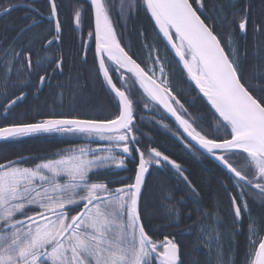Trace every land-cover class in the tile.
I'll use <instances>...</instances> for the list:
<instances>
[{
	"label": "snow or ice",
	"instance_id": "6c2138e0",
	"mask_svg": "<svg viewBox=\"0 0 264 264\" xmlns=\"http://www.w3.org/2000/svg\"><path fill=\"white\" fill-rule=\"evenodd\" d=\"M87 3L94 17L88 36L95 56L94 70L84 72L100 81L115 111L105 118L85 119L33 106L41 117L33 122L12 119L20 102L30 94L39 100L45 86L57 89L61 104L68 89L72 101L83 96L82 81L88 77L66 61L57 0H47V15L34 6L35 0L0 4V19L24 8L27 21L10 37L0 34V119L11 121L0 125V141L11 144L42 134L72 133L105 142L97 149L62 148L31 165L25 156L0 162V264H264V218L253 216L248 203L252 198L264 207V19L254 20L252 4L240 0ZM114 7L122 20L142 7L165 44V54L138 29L146 54L138 62L130 54L131 44L121 42ZM82 13L77 5L74 30H80ZM237 30L243 37L249 30L253 33L251 60L240 47ZM168 53L184 83L194 85L209 106L208 127L202 115L190 112L181 101L186 93L171 79ZM80 63L87 64L86 51ZM58 76L64 82L53 85ZM138 105L151 113L149 124L171 131L165 123L171 119L178 126L172 134L190 154L213 159L228 174L233 186L228 195L230 225L218 208L201 204L198 188L180 163L157 147L141 150L146 133L137 123ZM133 160L132 176L98 178L117 175L114 169L127 170ZM156 170H170L185 185L184 191L162 182L158 195L152 196L149 178ZM189 202L192 211H187ZM185 215L192 222L191 245L178 239ZM153 218L163 222L154 224ZM245 219L241 256L236 237ZM201 248L203 260L197 255Z\"/></svg>",
	"mask_w": 264,
	"mask_h": 264
},
{
	"label": "trees",
	"instance_id": "16d2710c",
	"mask_svg": "<svg viewBox=\"0 0 264 264\" xmlns=\"http://www.w3.org/2000/svg\"><path fill=\"white\" fill-rule=\"evenodd\" d=\"M118 1V0H114ZM6 0H0V4L5 3ZM14 3H32L33 0H13ZM250 2L253 6V18L256 21L264 19V3L262 0H240L241 4ZM60 6V19L63 28V52L66 57V61L69 67L73 68V71L79 70L84 76L88 77L82 81L86 85L83 90L82 97H76L70 101L68 97V89H65V97L63 104L56 98L57 89L53 86L49 88L45 86L40 93L39 100L34 99L30 94L28 98L20 102L15 107L13 120L20 121L24 119L27 122H33L40 119L37 115L36 110L33 106H36L40 111L48 113L55 111V113H72L78 115L81 118H105L110 116L115 111V106L110 100L109 96L105 93L101 83L95 76H90L88 72H84V68L89 71L94 70V47L87 51V64L81 65L80 58L85 51V47L88 44V40H81L78 31L74 30L73 12L77 5H81L84 11L85 26L84 33L88 34L89 29H92V18L91 8L87 3V0H57ZM35 7L40 8L47 15V0H35ZM26 9L18 8L16 11L11 13L10 17H4L0 19V34H6L9 37L14 34V29L22 24L26 23L23 18L25 16ZM119 16V15H118ZM117 18V17H116ZM89 22V23H88ZM124 23V24H123ZM153 21L149 15L145 13L141 7L134 16L127 18L122 22L121 28V40L123 43L131 44L130 54L134 55V58L138 59V62H143L146 58L145 50L141 47V42L137 38V30L142 29L148 40L154 42L156 48L163 55L165 54V44L157 37L156 31L153 27ZM85 35V36H86ZM237 37L240 38L241 49L246 48L249 59L253 57L255 51L254 38L251 30L248 31L246 37H243L237 30ZM260 55H264V51L260 52ZM168 60L172 63V75L171 79L180 84V87L186 93L181 96L180 99L189 108L190 112L199 113L204 117L205 127H208L212 123V114L209 110V106L203 99L197 95L198 89H195L194 85L190 88L188 84L184 83L181 75V70L176 66L175 59L171 53H168ZM143 66V63H142ZM67 71V70H66ZM115 79V75H114ZM57 81L64 82V77L58 76L56 80L52 82L53 85ZM35 82V78H33ZM31 93V89H26ZM134 99L138 97L134 96ZM195 99V104H191V101ZM138 119L137 123H142L143 131L146 133L145 136L141 137V143L139 147L144 150L149 147H157L163 151L166 155H169L171 159L176 160L180 163L187 171L185 175L192 181L198 188L201 197V204L211 209L216 207L220 210L221 215L224 217L225 222L230 225V203L228 200L229 192L233 191L232 180L229 179L228 174L219 167L211 158L190 154L181 144V142L172 134L176 131L177 127L171 119L166 120L165 123L170 125L171 131L160 128L155 124L154 126L149 124L148 117L150 113H146L142 105L137 106ZM140 117L144 120L141 122ZM9 120L0 119V125L10 123ZM87 143L94 145H103L105 142L98 141L95 137L88 138L81 134L72 133H53V134H42L32 137L24 138L21 141L7 144L0 141V162L5 159H16L20 156L28 157V164H34L38 162L37 158H51L54 154L62 148L75 147V146H86ZM102 143V144H101ZM117 175L102 174L99 179L117 180L133 175V172H124L121 169H114ZM162 182H166L167 186L172 190L182 193L185 189V185L182 182H178L177 179L172 175L170 170H156L152 172L149 178V189L152 196L158 195V190ZM119 186V185H115ZM149 203H153L152 199H149ZM249 206L252 214L255 217L264 218V207L254 201L252 198L248 199ZM187 211H192L191 202H189ZM75 214V213H72ZM193 218H195V212H193ZM185 223L179 229L178 239L185 245H191L194 240V235L189 231V225L191 221L187 220V216L184 217ZM163 221L153 218L154 224L162 223ZM247 220L242 226L241 231L237 235L238 241V252L242 256L245 250L246 244V228ZM204 249L201 248L200 252L197 253L201 260Z\"/></svg>",
	"mask_w": 264,
	"mask_h": 264
},
{
	"label": "flooded vegetation",
	"instance_id": "af4514ba",
	"mask_svg": "<svg viewBox=\"0 0 264 264\" xmlns=\"http://www.w3.org/2000/svg\"><path fill=\"white\" fill-rule=\"evenodd\" d=\"M114 3H116V5H118L119 4V0L118 1H114ZM84 11H85V9H83V13H82V23H81V26H80V28H81V35H80V37L82 38V39H84V40H88V44L86 45V47H85V51L87 52L90 48H92V47H94V49H95V45H94V41L91 39V38H89V36H88V34L86 35V33H84V26H85V24H84V22H85V17L86 16H84L83 14H84ZM117 12V11H116ZM118 13V12H117ZM91 18H92V29L90 30L89 29V31H93L94 30V17H93V13H92V10H91ZM120 20H122L121 19V17H120V15H119V17H117L116 18V21L118 22V21H120ZM127 20V19H126ZM89 23V22H88ZM88 31V32H89ZM117 31L120 33L121 31H119L118 29H117ZM86 35V36H85ZM92 41H93V43H92ZM121 42H122V40H121ZM123 43V42H122ZM102 144V143H101ZM91 145H93V144H90V143H87L86 144V147H90V148H92V149H97V148H101V147H104V144L103 145H94V146H91ZM134 155H135V153H134ZM137 159H138V157H137ZM135 164H136V160H133V161H130L129 163H128V167H127V170H122V171H124V172H133L134 171V168H135ZM73 213H75V212H73Z\"/></svg>",
	"mask_w": 264,
	"mask_h": 264
},
{
	"label": "bare ground",
	"instance_id": "6f19581e",
	"mask_svg": "<svg viewBox=\"0 0 264 264\" xmlns=\"http://www.w3.org/2000/svg\"><path fill=\"white\" fill-rule=\"evenodd\" d=\"M112 17H113V20H114V23H115V26L117 29L121 28L122 26V22H124L125 20H120V21H116V17H119L118 14H116L115 12H112ZM124 24V23H123ZM151 115V114H150ZM152 126H154L152 129L155 128V124H151ZM178 163V162H177ZM218 165V164H217ZM219 166V165H218ZM220 167V166H219Z\"/></svg>",
	"mask_w": 264,
	"mask_h": 264
},
{
	"label": "water",
	"instance_id": "95a60500",
	"mask_svg": "<svg viewBox=\"0 0 264 264\" xmlns=\"http://www.w3.org/2000/svg\"><path fill=\"white\" fill-rule=\"evenodd\" d=\"M177 126V125H176ZM178 127V126H177ZM217 163V162H216ZM218 164V163H217Z\"/></svg>",
	"mask_w": 264,
	"mask_h": 264
},
{
	"label": "rangeland",
	"instance_id": "374dc122",
	"mask_svg": "<svg viewBox=\"0 0 264 264\" xmlns=\"http://www.w3.org/2000/svg\"><path fill=\"white\" fill-rule=\"evenodd\" d=\"M112 12H113V9H112Z\"/></svg>",
	"mask_w": 264,
	"mask_h": 264
}]
</instances>
